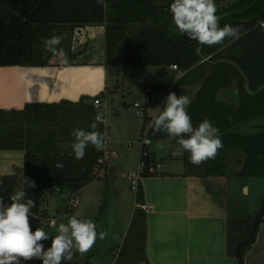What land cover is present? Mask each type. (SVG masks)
<instances>
[{"label": "crops", "instance_id": "crops-1", "mask_svg": "<svg viewBox=\"0 0 264 264\" xmlns=\"http://www.w3.org/2000/svg\"><path fill=\"white\" fill-rule=\"evenodd\" d=\"M129 34L125 32L121 38L126 39ZM66 43L71 54L67 63L62 59L61 65L54 66L0 67V112H4L0 114V196L10 197L21 186L27 177L28 156L34 157L28 168L32 176L69 179L63 180L67 188H49L46 194L67 193L68 201L85 192L96 201H100L104 191L111 196L110 190L116 184L114 179H109L114 175L113 169L107 164L104 171L97 169L94 165L97 150L92 145L87 147L81 160L75 159L71 148L74 142L71 132L74 129L90 131L89 126L93 122L98 123L97 130L107 139L104 122L97 120L90 102L98 97L96 99L104 106L106 96L113 93L109 87L106 26L77 28ZM122 44L121 41L119 46ZM168 68L173 73L172 77L176 76L178 80L179 72ZM166 90H159L165 98L170 92ZM31 104L53 105L54 108L32 116L21 114L26 105ZM144 113L146 115L145 110ZM115 145L117 143H112L111 149ZM168 148L162 155L171 160L160 166L157 176L144 177L140 181L142 205L136 204L134 194L133 206L128 210L118 208L111 224L109 216L96 223L99 202L93 205L81 197L75 208L69 209L68 203L57 220L49 215L48 207L42 203L44 218L29 213L31 230L39 227L44 230L46 222L53 220L49 228L56 235L59 223L66 224L75 211L79 219L103 224V231L106 227H114L119 219L130 228L134 216L138 215L142 217L139 222L142 221L140 224L144 228V254L148 264H237L236 258L227 254L229 219H236L230 236L236 241H245L252 229L251 218L258 214L261 205L256 214H252L251 209L254 211L256 206L254 199V204H250L251 197L255 195L252 196L254 190L249 181L211 174L205 169L188 171L183 160L190 154L183 151L176 156V152L171 153V147ZM156 153L157 150L151 153L155 163ZM58 163L63 167L58 168ZM80 183L82 186L72 192L70 186ZM238 193L242 196L241 203ZM229 195L233 200L232 210L229 208ZM141 206H150L152 210L145 211ZM114 237L107 246L99 243L89 252L76 255L94 258L119 252L120 247L115 243L120 237L118 229ZM41 243L46 245L45 241ZM83 262L80 259L78 264ZM41 263L38 259L21 262ZM243 264H264V223L258 226L256 239L246 251Z\"/></svg>", "mask_w": 264, "mask_h": 264}, {"label": "trees", "instance_id": "trees-1", "mask_svg": "<svg viewBox=\"0 0 264 264\" xmlns=\"http://www.w3.org/2000/svg\"><path fill=\"white\" fill-rule=\"evenodd\" d=\"M171 2L172 0H104L100 4L97 0H0V67L61 65L63 57L43 51L44 38L53 34L62 35L63 41L59 47L71 59L66 41L71 39L74 31L87 26L105 25L107 61L110 65L122 68L176 66L182 77L169 93L181 96L185 95L189 86L197 88L187 109L193 127H197L205 119L210 120L219 129L223 145L215 158L209 160V173L238 178L264 177V128L256 133L244 131L250 122L264 119V90L255 96L247 94L244 80L233 65L213 64L221 60L234 63L246 76L251 92L264 86V29L260 26L261 23L264 24V0H214L216 15L221 18L220 26H239L241 33L235 41L226 39L223 44L202 45L201 56L208 59L205 62L197 54L200 44L175 29L169 11ZM125 32H129L130 36L121 38ZM121 41L123 44L119 46ZM234 80L239 92L238 103L232 104L219 99V92ZM159 90L158 87L145 85L148 103L152 92H160ZM95 99L90 100L91 104ZM250 104H255V109H251ZM52 108L53 105L31 104L26 105L21 114L32 116ZM145 126L144 113L140 140ZM150 131L153 140L169 139L165 132H155L154 124ZM99 156L100 153L96 151L95 166ZM150 156L147 164L153 162ZM33 158L27 157L26 179L35 185L27 189V197L36 202V207L31 209L30 214L44 218L41 205L45 191L49 188H67L68 185L64 182L69 179L32 176L28 168ZM241 160L242 168L238 171ZM150 176L157 175L145 177ZM81 186L82 183L70 188L72 192H76ZM135 202L138 206L142 205L139 188ZM141 218L135 215L130 228L135 227V235L142 237V256L136 264H148L144 254V228L140 224L142 221L139 222ZM251 220L249 237L241 242L230 236L236 219H229L227 254L236 258L237 264H243L246 251L256 239L258 226L264 223V199L258 214Z\"/></svg>", "mask_w": 264, "mask_h": 264}, {"label": "clouds", "instance_id": "clouds-1", "mask_svg": "<svg viewBox=\"0 0 264 264\" xmlns=\"http://www.w3.org/2000/svg\"><path fill=\"white\" fill-rule=\"evenodd\" d=\"M97 3L103 4L104 0H97ZM169 11L175 29L201 45L223 44L226 39L235 41L240 37L239 26H220L221 18L216 15L214 0H172ZM62 41L63 36L57 34L44 38L43 51L63 56V62L67 63L68 58L59 47ZM190 104L189 96L169 93L164 107L154 119V131L165 132L169 139L179 137L181 151L190 154L192 164L200 165L214 159L223 145L219 129L210 120L205 119L193 127L187 111ZM89 127L90 131L74 129L71 132L74 137L71 148L77 160L84 158L89 145L98 151L105 146L104 136L97 130L98 123L93 122ZM56 166L63 167L61 163ZM34 186V182L25 178L11 195V204L6 205L0 198V264H21L22 261L33 259L42 261V264L71 262L77 253L82 255L89 252L97 239L104 240L107 237V231L97 232V226L91 220L70 216L66 224L59 223L57 234L52 236L51 246L45 249L41 241L48 240L49 234L40 227L32 231L29 222V213L36 207V202L27 197V189Z\"/></svg>", "mask_w": 264, "mask_h": 264}, {"label": "rangeland", "instance_id": "rangeland-1", "mask_svg": "<svg viewBox=\"0 0 264 264\" xmlns=\"http://www.w3.org/2000/svg\"><path fill=\"white\" fill-rule=\"evenodd\" d=\"M264 29V28H262ZM178 73V72H177ZM173 73L169 71L168 67L164 66H127L122 68V66L110 65L109 67V80L112 94L106 96L103 101L104 106L100 109H95L97 117H103V122L105 126V133L108 141L112 143H117L112 150L116 152V156L107 160L108 168H112L114 175L109 179H114V189L110 190L111 196L108 191H104L100 196V201H96V198L89 196L85 192L82 195L76 197L78 203L80 198L83 197L85 202L98 203L99 215L96 217L98 222L102 221V218L109 216L110 224L116 213V210H128V207H132L134 204V193L126 186L127 180L125 176L128 173L135 172L140 164V154L142 149V141H140V132L142 130V122L144 118V110L146 112V129L152 127L154 119L158 116L159 112L162 110L166 102V96L160 92H152L151 101L148 103L147 97L145 95L144 89L145 85L149 84L151 86L158 87L159 89H168L174 86L177 77H172ZM178 80L182 77V73H178ZM177 80V81H178ZM237 82H232L227 88L221 90L218 94L219 99L226 102L237 104L239 99V92L236 85ZM175 89V88H174ZM173 89V90H174ZM197 92V88L194 86H189L186 89L185 96H189L191 100ZM160 96V97H159ZM159 97V98H158ZM135 104L140 107L136 108ZM251 109H255V104H250ZM139 110H141L139 112ZM93 114V112H91ZM252 120V119H251ZM51 123V122H50ZM251 123V122H250ZM257 125H264V119H257ZM146 131V130H145ZM245 132H249L248 127H246ZM146 137V132L143 134ZM179 137L172 140H153L151 139V145L148 147V151L151 154L155 150L158 151L157 163L162 167L164 163L171 158H165L163 154L164 150L171 147L170 151L173 153L175 143L178 144ZM169 150V148H168ZM182 152V151H181ZM188 153V152H187ZM189 154V153H188ZM186 164L185 168L188 171L196 172L198 169L200 172L205 169L210 172L211 168L209 165V160L200 164L193 165L189 156L183 160ZM202 165V167H201ZM242 168V166H241ZM241 170V169H240ZM245 181H249L252 189L254 190L250 200V204L255 200V209L252 210V214H256L258 206L261 204L260 200L264 198V177H252V178H242ZM241 180V178L239 179ZM238 199L241 203L242 196L238 193ZM229 208L232 210L233 200L232 196L229 195ZM69 203L67 193H55L46 194L44 197L43 204L48 207L49 215L55 220L61 217L63 210ZM77 203V204H78ZM86 204V203H85ZM110 204V205H109ZM119 204V205H118ZM75 213H72L75 216ZM116 218V216H115ZM46 222L44 231L49 234V239L45 240V249L51 246L52 236L54 237L55 231L49 228V224L53 223ZM114 227H106L104 231H107L108 235L104 240L97 239L95 245L104 244L107 246L113 241L115 230L118 229L120 232V237L116 239V246L120 247V251L114 252L112 255H102L99 257H85L80 255H75L71 262L62 261V264H78L79 260L82 259L85 262L81 264H136L141 259V245L142 237H137L133 228H129L128 224L125 226L122 224V219L118 220ZM97 226V232L104 228L103 224L99 223ZM235 226V225H234ZM234 226L232 227L234 229ZM232 229V230H233ZM136 236V237H135ZM97 250V249H95ZM98 261V262H95ZM95 262V263H94ZM42 264V263H41Z\"/></svg>", "mask_w": 264, "mask_h": 264}, {"label": "built area", "instance_id": "built-area-1", "mask_svg": "<svg viewBox=\"0 0 264 264\" xmlns=\"http://www.w3.org/2000/svg\"><path fill=\"white\" fill-rule=\"evenodd\" d=\"M262 28H264V24H260ZM171 69L174 71H177L176 66H171ZM93 107L94 109H100L103 107L101 102L97 99L93 101ZM136 108H139L140 106L138 104H135ZM141 110H139L140 112ZM100 122H103V117H99ZM151 128L146 129V126L143 129V134L146 132V137L144 136L141 137L142 141V149H141V154L140 156L142 159H140V164L138 169L135 172L128 173L125 176V179L127 180L128 187L129 189L136 194L139 188L140 181L142 178H144L146 175H158L157 172L160 169V165L155 163L154 161L150 162L147 164V159L149 155H151L148 151V147L151 145V139H152V133L150 131ZM146 130V131H145ZM104 148L102 150H97L100 153L99 158L97 159L96 162V167L99 171H104L106 169V164L107 160L110 158H113L116 156V152L111 149L112 143L108 141L107 139L104 138ZM151 157V156H150ZM0 198H3V201L6 205L11 204V196L10 197H5V196H0ZM78 200L76 199V196L72 197L69 201L68 208H75L77 206ZM145 211H150L152 210V207L150 206H141Z\"/></svg>", "mask_w": 264, "mask_h": 264}, {"label": "water", "instance_id": "water-1", "mask_svg": "<svg viewBox=\"0 0 264 264\" xmlns=\"http://www.w3.org/2000/svg\"><path fill=\"white\" fill-rule=\"evenodd\" d=\"M201 46L202 45L200 44V46L197 48V54L202 58L203 62L208 61L207 58H203L201 56ZM222 63L231 64V65H233L236 68L237 72L241 75V77L244 80V89H245V91H246L247 94H249L251 96H255V95L259 94L262 90H264V86H261L255 92H251L250 89H249V85H248V81H247L246 76L241 72V70L234 63H232L230 61L221 60V61L215 62L213 64H222ZM173 151L176 152L175 153L176 156L177 155L179 156L181 154L180 153L181 152V149H180L179 146L175 147ZM242 164H243V160L240 161V166H239L238 171H240Z\"/></svg>", "mask_w": 264, "mask_h": 264}, {"label": "flooded vegetation", "instance_id": "flooded-vegetation-1", "mask_svg": "<svg viewBox=\"0 0 264 264\" xmlns=\"http://www.w3.org/2000/svg\"><path fill=\"white\" fill-rule=\"evenodd\" d=\"M261 128H264V125H257V120L252 121L248 127L249 132H255V133L259 132ZM239 166H240V164H239Z\"/></svg>", "mask_w": 264, "mask_h": 264}]
</instances>
